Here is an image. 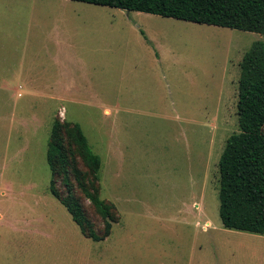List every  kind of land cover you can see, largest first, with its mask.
<instances>
[{"label":"rangeland","instance_id":"1","mask_svg":"<svg viewBox=\"0 0 264 264\" xmlns=\"http://www.w3.org/2000/svg\"><path fill=\"white\" fill-rule=\"evenodd\" d=\"M259 40L79 0H0V264H186L190 251L194 264H264V235L219 212L240 65ZM57 117L81 124L102 159L100 195L119 215L104 240L51 194Z\"/></svg>","mask_w":264,"mask_h":264},{"label":"trees","instance_id":"2","mask_svg":"<svg viewBox=\"0 0 264 264\" xmlns=\"http://www.w3.org/2000/svg\"><path fill=\"white\" fill-rule=\"evenodd\" d=\"M79 1L264 34V0ZM240 67V130L228 137L219 161V212L225 227L264 235V41L252 44ZM47 160L51 194L68 209L86 237L107 238L119 215L115 204L100 195L102 159L81 124L60 117L54 120ZM59 181L65 192L59 189ZM76 188L104 220L102 230L96 228Z\"/></svg>","mask_w":264,"mask_h":264},{"label":"crops","instance_id":"3","mask_svg":"<svg viewBox=\"0 0 264 264\" xmlns=\"http://www.w3.org/2000/svg\"><path fill=\"white\" fill-rule=\"evenodd\" d=\"M56 41L58 42V38H56ZM56 44V46H60L61 45V43L59 44V42L58 43H55ZM53 57H54V55H53ZM54 58H56V56L54 57ZM15 74H18L17 72L15 73ZM3 86L5 87L4 89L6 90V89H8V90H11L12 89V87L14 88L13 90H20L21 88H22V86L21 85H19V87H17V86H10L9 85V83L7 82V81H5V84H3ZM207 228H204V230H206ZM252 233V232H251ZM254 234H257V233H254ZM260 235V234H259ZM261 235H263V234H261ZM189 259L187 258V262H186V264H194V256H193V254H192V251H190L189 252ZM178 262L176 261V260H172V264H177ZM183 264V263H182Z\"/></svg>","mask_w":264,"mask_h":264},{"label":"water","instance_id":"4","mask_svg":"<svg viewBox=\"0 0 264 264\" xmlns=\"http://www.w3.org/2000/svg\"><path fill=\"white\" fill-rule=\"evenodd\" d=\"M123 10H125L127 13L129 12V10H128V9H123Z\"/></svg>","mask_w":264,"mask_h":264}]
</instances>
